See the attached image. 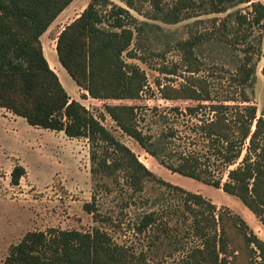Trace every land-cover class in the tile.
Here are the masks:
<instances>
[{
    "label": "rangeland",
    "instance_id": "obj_1",
    "mask_svg": "<svg viewBox=\"0 0 264 264\" xmlns=\"http://www.w3.org/2000/svg\"><path fill=\"white\" fill-rule=\"evenodd\" d=\"M105 1L100 9L106 20L111 21L114 7L130 15H123V21L134 37L130 53H124L123 58L145 76L144 90L138 100L99 101L87 96L63 68L55 73L71 100L83 105L97 124L94 139H69L63 132L34 128L0 109V264L27 233L50 229L91 233L96 237L98 264H186L193 249H202L203 239L190 232L192 216L184 205L182 192L197 195L217 209H227L245 224L247 230L240 229L246 235L264 243V227L237 198L215 185L171 172L163 164L176 166L181 155H194L208 165L215 181L223 183L227 172L238 166L240 160L231 166L217 162L214 149L198 130L214 120L211 107H227L228 120L233 107L254 108L251 133L256 121L264 120V28H249L247 23L239 28V35L247 36L245 42L226 46L210 40L197 51L202 65L193 77L206 82L212 101L163 99L165 92L184 83L186 75L175 44L191 35L214 32L225 18L233 31L239 27V16L249 20V4L222 14L196 13L177 24H166L154 20L156 12L151 0ZM91 2L74 0L41 36L46 59L50 61L56 55L58 61L57 37ZM252 2L264 4V0ZM171 5L170 1L162 4L165 10ZM143 23L151 26H143L145 32L138 35L141 33L137 34L135 29ZM250 43L255 49L250 52L256 72L252 85L244 90L250 100L247 104L241 103L239 89L230 77ZM163 67L175 74L161 73ZM226 97L237 102H225ZM126 108L135 109L137 128L157 145L156 157L125 132L129 116L124 113ZM129 125L131 128V121ZM247 145L248 139L241 155H245ZM121 148L132 153L152 175L142 178L138 187L131 178L127 159L121 161L119 155H126ZM17 165L24 168L25 175L13 186L10 174ZM88 205L90 210L85 208ZM234 221L239 224L236 218ZM226 232L227 257L234 253L233 264H264L255 246H246L242 232L229 224Z\"/></svg>",
    "mask_w": 264,
    "mask_h": 264
},
{
    "label": "trees",
    "instance_id": "obj_2",
    "mask_svg": "<svg viewBox=\"0 0 264 264\" xmlns=\"http://www.w3.org/2000/svg\"><path fill=\"white\" fill-rule=\"evenodd\" d=\"M74 0H0V109L22 118L34 128L63 132L69 139L91 138L97 124L88 110L75 100H71L58 76L49 67L40 42L54 20ZM172 2L168 9L162 4ZM105 0H92L87 8L72 23L66 26L57 37L56 54L61 67L75 84L91 99L106 101L138 100L145 87V76L140 69L128 64L123 54H129L133 32L125 28L124 16L128 12L114 7L111 21L106 20L101 4ZM155 13L154 20L166 24H177L198 14H222L235 6L249 4L250 18H237L239 27L229 30L227 18L220 21L212 33L191 35L178 41L175 48L181 53L185 72L184 83L178 89L163 94L165 100H189L194 102L212 101L209 86L203 79L193 77L202 65L197 51L202 43L214 40L220 45L236 46L245 35H239V28H264V4L252 0H151ZM130 7V5H129ZM124 15V16H123ZM143 23L136 27L142 35ZM228 34H233L229 37ZM253 44L244 49V57L230 80L239 89L241 103H250L245 88L252 85L256 68L250 51ZM138 51V49H136ZM132 52V50H131ZM132 54V53H131ZM133 58V57H131ZM176 70V66H173ZM172 75L169 68L160 70ZM264 77V68H262ZM225 102H237L226 97ZM214 120L198 127L208 139L217 162L231 166L240 160L238 166L227 172L223 183L215 181L208 165H203L194 155L180 156V162L166 165L171 172L215 185L232 197L237 198L264 227V120L259 118L251 133L255 120V109L233 107L232 118L228 120L227 107H211ZM129 113L125 132L156 157L157 145L150 136L142 135L136 125L135 109H125ZM118 122V119L113 113ZM131 121V128L129 122ZM245 155H241L245 141ZM131 166V178L136 187L144 177H152L135 156L121 148ZM155 150V152H154ZM25 175L21 166H15L10 174L11 184L17 186ZM179 190V189H178ZM184 205L192 216L190 232L203 239L202 249H193L186 264H233L235 257H227L226 224L242 232L247 247L254 245L264 263V243L256 237H249L241 229L245 224L230 214L227 209H217L197 195L182 192ZM90 210V205L85 207ZM234 218L239 222L236 223ZM235 222V223H234ZM219 227V229H218ZM96 237L91 233L76 230L62 231L50 229L47 232H30L9 250L3 264H98L95 253ZM225 258H220V256ZM231 259V260H230ZM231 262V263H230Z\"/></svg>",
    "mask_w": 264,
    "mask_h": 264
},
{
    "label": "crops",
    "instance_id": "obj_3",
    "mask_svg": "<svg viewBox=\"0 0 264 264\" xmlns=\"http://www.w3.org/2000/svg\"><path fill=\"white\" fill-rule=\"evenodd\" d=\"M43 53H44V56L46 57L45 55V48L43 47ZM55 57V58H54ZM53 58H51V60L49 61L48 59L47 62L49 64V67L55 72V73H60L61 71V65L59 64V62L56 60V55L54 56ZM59 71V72H58Z\"/></svg>",
    "mask_w": 264,
    "mask_h": 264
}]
</instances>
